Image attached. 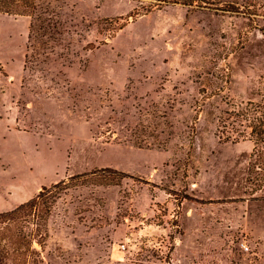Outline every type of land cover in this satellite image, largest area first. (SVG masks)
Returning a JSON list of instances; mask_svg holds the SVG:
<instances>
[{"label":"rangeland","instance_id":"374dc122","mask_svg":"<svg viewBox=\"0 0 264 264\" xmlns=\"http://www.w3.org/2000/svg\"><path fill=\"white\" fill-rule=\"evenodd\" d=\"M180 2L0 13V213L50 189L22 264H264V0Z\"/></svg>","mask_w":264,"mask_h":264},{"label":"trees","instance_id":"16d2710c","mask_svg":"<svg viewBox=\"0 0 264 264\" xmlns=\"http://www.w3.org/2000/svg\"><path fill=\"white\" fill-rule=\"evenodd\" d=\"M38 0H0V13L10 15H22L30 18L29 39L34 40L37 36H44L50 29L49 20L43 16L48 13L47 8L42 7L37 3ZM181 0H163V2L177 3ZM161 3V2H160ZM181 3V2H180ZM35 34V35H34ZM33 46V45H31ZM252 105V103H249ZM252 108H242L231 114L232 122H246V126L250 128V136L254 142V154L257 158L253 162L254 167L259 161L264 162V111H261L259 106H250ZM258 107V108H257ZM245 137V131H238L237 137L233 140ZM231 135H225V139H230ZM259 157V158H258ZM252 165V164H251ZM249 173H252V168L249 166ZM57 188L54 184L52 189ZM46 187L42 189L31 199L19 204L17 207L0 213V217L4 220L0 222V262L11 255L13 259L20 258L17 264L25 262L26 252L35 253L32 248V241L27 240L22 234L24 228L32 217L43 218V213H47V209H43L40 199L49 191ZM15 228H13V227ZM11 229H18L15 238ZM36 234L42 237V233L37 229ZM13 261V260H12Z\"/></svg>","mask_w":264,"mask_h":264}]
</instances>
